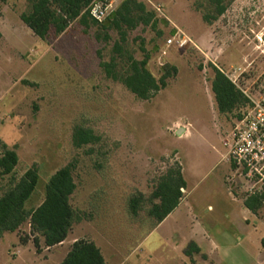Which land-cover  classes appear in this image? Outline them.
<instances>
[{
  "label": "rangeland",
  "instance_id": "374dc122",
  "mask_svg": "<svg viewBox=\"0 0 264 264\" xmlns=\"http://www.w3.org/2000/svg\"><path fill=\"white\" fill-rule=\"evenodd\" d=\"M108 1L112 15L124 0ZM139 1L156 19L128 31L124 53L139 61L149 56L148 70L158 80L165 65L178 70L150 101L139 100L101 67L115 57L120 75L127 68L126 56L114 53L118 32L89 18L87 25L75 21L61 36L40 40L20 20L29 0H8L4 14L0 3V155L4 145L16 151L17 179L38 169L28 210L44 201L51 177L71 166L77 185L72 205L81 218L64 248H46L41 237L37 247L29 224L7 233L0 239V264H60L81 239L95 241L108 264H264V208L256 217L248 214L219 180L229 172L224 143L253 101L264 98V0H225L226 13L213 23L204 20L210 12L205 0ZM177 32L188 44L168 50ZM215 68L249 104L220 113L212 92ZM78 128L92 131L97 141L75 146ZM178 165L188 195L157 226L149 216L152 195ZM11 178L0 176V196ZM236 180L227 178L228 185ZM140 195L133 215L129 201ZM247 196L241 191L237 197ZM243 215L257 229L237 246L233 234ZM192 243L214 262L188 256Z\"/></svg>",
  "mask_w": 264,
  "mask_h": 264
},
{
  "label": "trees",
  "instance_id": "16d2710c",
  "mask_svg": "<svg viewBox=\"0 0 264 264\" xmlns=\"http://www.w3.org/2000/svg\"><path fill=\"white\" fill-rule=\"evenodd\" d=\"M8 0H0L6 3ZM96 0H29L30 10L23 13L22 22L41 40H47L53 33L56 37L64 34L71 24L80 21L88 24L90 18L94 24L99 22L91 18L90 6ZM209 6V13L204 15L207 23H213L226 13L225 0H205ZM156 19L154 12L148 10L145 3L139 0H124L118 9L106 22L101 25L104 29L114 30L120 36L119 42L114 46V53L124 58L126 56V70L120 75L117 72L118 59L113 57L111 63H102L101 67L108 78L123 84L139 100L150 101L169 85V80L177 75V68L165 65L163 75L158 80L148 70L150 57L146 56L139 61L132 54L124 53L127 33L138 26H150ZM212 92L220 113H232L240 106L250 101L242 91L220 70L214 69ZM77 147L93 144L97 138L92 131L78 128L73 138ZM4 153L0 155V176H11L9 187L0 196V239L6 233H15L23 225L29 224L31 235L35 236L34 243L38 247L39 239L43 238L46 248H52L64 243L74 224L81 220L78 212L72 205L77 185L71 166L57 171L46 186L45 199L41 205L28 210L26 205L34 194L39 182V173L36 167L29 169L20 179L15 177L19 164V157L15 150H9L4 145ZM186 181L181 166L171 168L160 178L156 190L152 195V207L149 216L154 218L156 225L161 224L179 206L183 198ZM158 200L157 203H154ZM264 196H252L245 200V206L253 213L262 209ZM143 195L133 197L129 201V209L137 215L141 208ZM26 244L27 242L24 241ZM186 252L200 253L196 244L189 246ZM191 249H193L191 251ZM61 264H106L100 248L92 241L81 239L76 241L67 257Z\"/></svg>",
  "mask_w": 264,
  "mask_h": 264
},
{
  "label": "built area",
  "instance_id": "2783aa9c",
  "mask_svg": "<svg viewBox=\"0 0 264 264\" xmlns=\"http://www.w3.org/2000/svg\"><path fill=\"white\" fill-rule=\"evenodd\" d=\"M113 11L114 3L108 0H96L89 8L91 18L99 23ZM187 44L185 36L177 32L165 46L168 50L184 49ZM224 146L227 147L228 161L236 168L235 177L244 180L249 197L264 196V98L253 101L251 109L236 122ZM233 180L230 179V183Z\"/></svg>",
  "mask_w": 264,
  "mask_h": 264
},
{
  "label": "crops",
  "instance_id": "0c3cea01",
  "mask_svg": "<svg viewBox=\"0 0 264 264\" xmlns=\"http://www.w3.org/2000/svg\"><path fill=\"white\" fill-rule=\"evenodd\" d=\"M5 4L6 3H2L1 5L3 6V8H2V13L4 14V11L5 10H7V8H6V6H5ZM20 20H21V18H20ZM21 22H22V20H21ZM23 23V22H22ZM24 24V23H23ZM25 25V24H24ZM26 26V25H25ZM27 27V26H26ZM28 28V27H27ZM29 29V28H28ZM30 30V29H29ZM41 40V39H40ZM224 161H226L227 162V169H226V172L227 171H229L228 172V174L226 175V173L224 174V176H222V178L221 179H219L220 180V183H221V185L223 186V187H227V191H228V193H229V197H231V199H232V202H236V203H240L242 206H243V208L245 209V211L248 213V214H250V215H252V216H255L256 217V215L252 212V211H250L246 206H245V201H242L240 198H238L237 196H238V194H239V192L241 193V191H243V192H245L246 193V188L244 187V184H243V182L242 181H240V179H239V177H236L237 178V180L236 181H234L235 183L234 184H230V185H228V182H227V178H230V179H234V177H235V174H236V168H235V166L233 165V164H231V162H229L228 161V159H227V156L226 157H224ZM230 171H232L233 173V175L234 176H228V175H230ZM184 175V174H183ZM185 179V178H184ZM186 181V180H185ZM183 192H184V196H183V198H182V200H181V202H180V204H179V206L184 202V200H185V198H186V196L188 195V192H187V183H186V189H184L183 190ZM247 194V193H246ZM237 195V196H236ZM248 195V194H247ZM249 197V195L246 197V199ZM73 198V197H72ZM178 206V207H179ZM264 206V205H263ZM177 207V208H178ZM264 208V207H263ZM171 215V214H170ZM169 215V216H170ZM168 216V217H169ZM167 217V218H168ZM166 218V219H167ZM165 219V220H166ZM258 219V218H257ZM164 220V221H165ZM197 220V219H196ZM163 221V222H164ZM263 223V222H262ZM264 224V223H263ZM160 225V224H159ZM159 225H157V226H159ZM73 229V228H72ZM256 229H257V227L256 226H253V225H251L250 224V220H249V218L246 216V215H243V217H241L240 219H239V221H238V224L236 225V231H235V233L233 234V238H234V242L236 243V245L237 246H240V245H242L245 241H247L248 239H249V237L254 233V231H256ZM70 234V233H69ZM5 235H7V233L5 234ZM5 235H4V237H5ZM204 236H207V234H205V232H204ZM68 237H69V235H68ZM68 237H67V239H68ZM67 239H66V241L64 242V243H62L61 245H58V246H55V248H64L65 247V245H66V243H67ZM85 240H89V239H85ZM76 241H78V240H74V242H72V246H73V244L76 242ZM90 241H92V242H94L98 247H99V245L95 242V241H93V240H90ZM249 241V240H248ZM262 244H263V246H264V239H263V241H262ZM218 246L219 245H217L216 243H215V247L218 249ZM53 248V247H52ZM54 248V249H55ZM100 248V247H99ZM49 249H51V248H49ZM200 249V248H199ZM101 250V249H100ZM71 251V250H70ZM70 251H68V253H66V256L64 257V259L67 257V255L69 254V252ZM101 252H102V255H103V257H104V259H105V262H106V264H108L107 263V259H106V257H105V255H104V253H103V251L101 250ZM201 255L202 254V256H206V257H209L213 262H214V260H213V257L210 255V254H207V253H203L202 251H201V249H200V253H198V255ZM64 259H62V261L60 262V264L64 261ZM262 264V263H261Z\"/></svg>",
  "mask_w": 264,
  "mask_h": 264
}]
</instances>
